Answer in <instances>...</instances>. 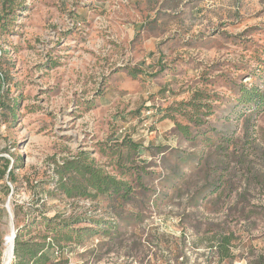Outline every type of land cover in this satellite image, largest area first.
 Masks as SVG:
<instances>
[{"label": "rangeland", "instance_id": "1", "mask_svg": "<svg viewBox=\"0 0 264 264\" xmlns=\"http://www.w3.org/2000/svg\"><path fill=\"white\" fill-rule=\"evenodd\" d=\"M0 72V263L8 211L13 253L56 229L69 264H216L218 226L259 238L233 264L264 253V109L236 101L264 94V0H0ZM80 154L128 198H66Z\"/></svg>", "mask_w": 264, "mask_h": 264}, {"label": "trees", "instance_id": "2", "mask_svg": "<svg viewBox=\"0 0 264 264\" xmlns=\"http://www.w3.org/2000/svg\"><path fill=\"white\" fill-rule=\"evenodd\" d=\"M6 2H11V0H6ZM129 74L132 78L141 75V73L138 72H130ZM3 82L4 77L0 72V88L2 87ZM236 101L241 104L252 103L255 105L256 109L261 106L262 109H264V94L254 87L242 90ZM175 126L176 130L183 137L187 139L189 138L190 133L188 126H181L179 124H176ZM225 142L227 143L228 141L226 140ZM228 145L226 148L229 147ZM2 174H4V171H2ZM58 174L59 179L56 182V186L66 198L84 197L93 200L102 195H114L118 199L125 201L131 192L130 187L125 182L117 180L115 177L105 173L100 167L96 166L92 160L83 156V154H80L71 160H66L59 168ZM251 180L255 181L254 183L256 184L253 186L256 188V185L259 184L256 182V180L258 181V176L252 177ZM10 183H13L12 176L10 177ZM5 188L6 192L10 191L9 187ZM259 210L260 214L264 216V204L259 207ZM76 223H79V221H76ZM247 227L250 228V225H247ZM63 228H68V225H63ZM58 231L59 230L53 229V233L56 234L53 236V242L55 245L72 242H75L77 246L82 245L83 241H80L76 236V239L74 240L65 237L64 235H62V237L59 235ZM85 232L92 231L85 230ZM15 237V240H17V235ZM47 238L48 237L43 236V243L37 244L26 243L24 245L15 243L13 255L20 254L21 261L19 264H65L66 261L63 258V255L59 260H55L51 245L45 242ZM258 239L259 238H256L255 235H249L245 239L246 242L242 244L244 239L238 234V231H231L229 228L218 226L216 233H213L211 237L208 238V245L206 248L210 250L212 254L211 257L215 260L216 264H233L234 261L240 258L239 254H243L241 253L243 252L241 250H247L250 255L255 246H258V244H255ZM238 241L239 244H242L241 246L237 245ZM177 244L171 249L173 253L172 255L174 256L173 258L175 259L182 256L181 252L184 247L183 242ZM249 255L246 254L245 257L251 259ZM180 264H184V262H181ZM247 264H264V253H258V255H256L254 259H251V261H248Z\"/></svg>", "mask_w": 264, "mask_h": 264}, {"label": "built area", "instance_id": "3", "mask_svg": "<svg viewBox=\"0 0 264 264\" xmlns=\"http://www.w3.org/2000/svg\"><path fill=\"white\" fill-rule=\"evenodd\" d=\"M11 232L15 235V231H13L11 229ZM11 233V234H12ZM13 242L14 240H12V248H11V252H10V258L8 256V254L6 255V250H7V246L5 244V249L3 251L2 254V260L0 264H13L14 263V255H13ZM47 244H50L55 256V260H59L60 257L63 255V258L65 259L66 263L65 264H69L70 256L72 255V252L77 251V249H79L80 247H76L75 245H71V243H67V246H61V245H55V243L50 239L47 238L45 241ZM84 250L81 249L80 252Z\"/></svg>", "mask_w": 264, "mask_h": 264}, {"label": "water", "instance_id": "4", "mask_svg": "<svg viewBox=\"0 0 264 264\" xmlns=\"http://www.w3.org/2000/svg\"><path fill=\"white\" fill-rule=\"evenodd\" d=\"M8 205H9V200H7V202L5 203V208L7 209L8 208ZM8 210V209H7ZM8 219H9V223H10V225H11V229H13V226H12V216H11V214L9 213V211H8ZM15 239V235L12 233V240H14ZM13 250V249H12Z\"/></svg>", "mask_w": 264, "mask_h": 264}, {"label": "bare ground", "instance_id": "5", "mask_svg": "<svg viewBox=\"0 0 264 264\" xmlns=\"http://www.w3.org/2000/svg\"><path fill=\"white\" fill-rule=\"evenodd\" d=\"M6 246H10V252H11V248H12V234L8 235L7 239H6ZM10 258V255H9Z\"/></svg>", "mask_w": 264, "mask_h": 264}]
</instances>
